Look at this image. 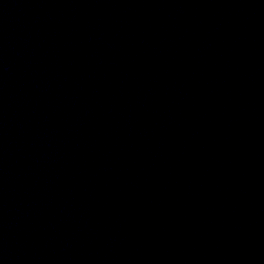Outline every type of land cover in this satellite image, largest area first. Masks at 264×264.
<instances>
[{"label":"water","instance_id":"95a60500","mask_svg":"<svg viewBox=\"0 0 264 264\" xmlns=\"http://www.w3.org/2000/svg\"><path fill=\"white\" fill-rule=\"evenodd\" d=\"M0 264H264V0H0Z\"/></svg>","mask_w":264,"mask_h":264}]
</instances>
